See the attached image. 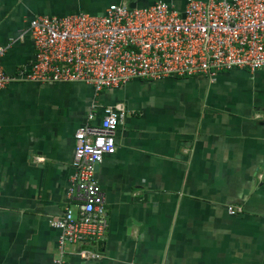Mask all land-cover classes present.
I'll use <instances>...</instances> for the list:
<instances>
[{
	"label": "crops",
	"instance_id": "obj_1",
	"mask_svg": "<svg viewBox=\"0 0 264 264\" xmlns=\"http://www.w3.org/2000/svg\"><path fill=\"white\" fill-rule=\"evenodd\" d=\"M129 1L0 0L3 70L18 76L33 61V16L101 14ZM115 103L126 114L96 178L106 232L66 244L63 264H264V67L222 71L214 82L133 78L98 93L81 81L24 78L0 88V264H58L60 231L49 220L75 207L74 132Z\"/></svg>",
	"mask_w": 264,
	"mask_h": 264
},
{
	"label": "built area",
	"instance_id": "obj_2",
	"mask_svg": "<svg viewBox=\"0 0 264 264\" xmlns=\"http://www.w3.org/2000/svg\"><path fill=\"white\" fill-rule=\"evenodd\" d=\"M26 32L34 59L18 76L0 64V88L24 78L81 81L98 93L133 78L204 76L214 82L222 71L264 67V0H185L182 8L163 0L133 8L111 3L101 14L35 15ZM9 45L0 46V60ZM125 114L122 103L105 105L98 124L85 123L74 132L67 197L75 207L49 220L60 231L58 264L66 244L104 237L107 209L94 166L115 151V131ZM241 210L228 206L229 213ZM80 254L99 256L93 250Z\"/></svg>",
	"mask_w": 264,
	"mask_h": 264
},
{
	"label": "water",
	"instance_id": "obj_3",
	"mask_svg": "<svg viewBox=\"0 0 264 264\" xmlns=\"http://www.w3.org/2000/svg\"><path fill=\"white\" fill-rule=\"evenodd\" d=\"M128 6L131 7V8H133V7L136 6V3L133 2V0H130V1L128 2ZM115 141H116V140H115ZM98 166H99V163H96L95 166H94V170H95L94 177H95V178H97V170H98Z\"/></svg>",
	"mask_w": 264,
	"mask_h": 264
}]
</instances>
